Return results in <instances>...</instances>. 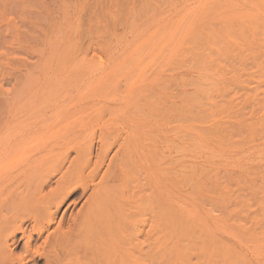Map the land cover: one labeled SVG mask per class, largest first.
<instances>
[{
  "label": "rangeland",
  "instance_id": "1",
  "mask_svg": "<svg viewBox=\"0 0 264 264\" xmlns=\"http://www.w3.org/2000/svg\"><path fill=\"white\" fill-rule=\"evenodd\" d=\"M101 146L104 236L47 253L53 225L27 253L16 228ZM113 237L131 264H264V0H0V264H91Z\"/></svg>",
  "mask_w": 264,
  "mask_h": 264
},
{
  "label": "bare ground",
  "instance_id": "2",
  "mask_svg": "<svg viewBox=\"0 0 264 264\" xmlns=\"http://www.w3.org/2000/svg\"><path fill=\"white\" fill-rule=\"evenodd\" d=\"M108 149L109 146H101V149L97 155V158L99 159L98 161H95V163L91 162L89 153H86L85 155L80 150H77L79 151L77 153V157L70 161L69 166L66 167L65 171H61L63 166L60 169L58 168V173H60V176L56 179L55 187L49 189L47 193L49 194V198L45 200V197L43 196L44 202L32 206V208L28 211V216H24L25 218H31L33 220L31 231H27V234L24 235L25 230L23 229L22 225H19L16 228L23 233V238H27V247H25L27 253L30 252V244L28 242L33 237V232L36 231V236L41 238L44 231H48L53 225L54 227L52 231L49 232L44 239V246L47 253L59 252L62 244H64L69 238H76L79 236L82 240L84 237L90 239L91 237L100 233L102 236H104L106 228L103 224H100L103 218L98 216V209L94 207L95 203L93 202L96 201V199L94 198L92 200V198L98 191L97 184L94 183V178L100 176L99 180H102L106 175V171H104L102 174L98 173L100 165L104 161L103 156L106 154ZM65 159L60 160V162H63ZM89 164L94 165H91L90 167ZM22 175L23 174L21 173L15 174L11 180H14ZM89 182L92 183V188L90 193L87 194V192H85V185L89 186ZM20 184L25 187V190H19L11 193L12 199L9 200L6 209L3 211L12 214V216L9 217L3 213L2 220L4 221H12L16 219L19 220L24 218L17 217L21 212L22 206L27 200L25 197L28 196L27 194H31L28 188L30 183H28V180H25L20 182ZM36 188L37 185L32 190V194L35 193ZM78 188L81 190L80 196L84 198L81 206L75 212H70L69 222L64 221V217L69 206L65 207L59 219L57 222H55L62 206L66 203L68 198H71L75 195ZM75 203L76 201L73 200L69 205L75 206ZM13 234L15 233L13 232L12 235ZM127 239L131 240V237ZM113 249H117V242L114 237L109 244L103 247V253L101 254L100 260L97 259V262H91V264H131L129 259L132 255L131 252L129 253L127 251L126 254L123 253L122 256H119L123 258H118L117 255H114Z\"/></svg>",
  "mask_w": 264,
  "mask_h": 264
}]
</instances>
